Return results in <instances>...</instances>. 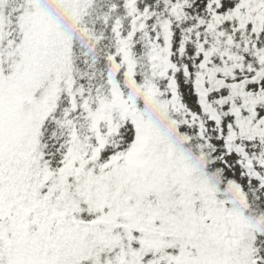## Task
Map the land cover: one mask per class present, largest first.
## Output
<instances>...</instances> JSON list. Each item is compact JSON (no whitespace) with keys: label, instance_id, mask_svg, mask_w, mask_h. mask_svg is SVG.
Wrapping results in <instances>:
<instances>
[{"label":"snow or ice","instance_id":"obj_1","mask_svg":"<svg viewBox=\"0 0 264 264\" xmlns=\"http://www.w3.org/2000/svg\"><path fill=\"white\" fill-rule=\"evenodd\" d=\"M0 264H264V0H0Z\"/></svg>","mask_w":264,"mask_h":264}]
</instances>
